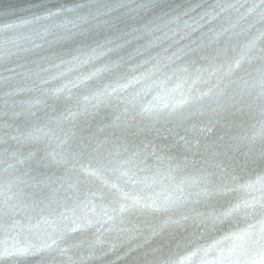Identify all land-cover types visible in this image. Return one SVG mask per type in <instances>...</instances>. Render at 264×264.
Returning <instances> with one entry per match:
<instances>
[{"label":"snow or ice","instance_id":"snow-or-ice-1","mask_svg":"<svg viewBox=\"0 0 264 264\" xmlns=\"http://www.w3.org/2000/svg\"><path fill=\"white\" fill-rule=\"evenodd\" d=\"M123 6V5H121ZM158 7L159 5L155 4H148L141 2L137 5L138 8H148V7ZM91 8V5L87 3H77L71 8H61L58 11H50L49 17L52 16H60L65 14H76L79 19H87L86 15H81L83 10ZM41 19L40 16H34L32 18L31 22H37ZM14 27V25L10 26ZM240 206H237L239 208ZM236 209H232L231 211H235ZM225 216L230 215V212L224 213ZM218 219V218H217ZM249 240L251 242L252 247L256 249V255L255 257H249L248 256V249L244 248L243 251L237 252L235 249H233L229 255L226 257L228 264H264V222L261 223V227L259 231L255 234L253 238V233L250 230H245L242 234H240L237 239L240 240ZM243 247V245H241ZM30 253L27 250H23L19 253H13V255H29ZM0 259H3V256H0Z\"/></svg>","mask_w":264,"mask_h":264}]
</instances>
